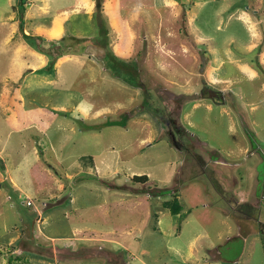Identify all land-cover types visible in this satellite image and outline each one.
<instances>
[{
  "label": "rangeland",
  "instance_id": "rangeland-1",
  "mask_svg": "<svg viewBox=\"0 0 264 264\" xmlns=\"http://www.w3.org/2000/svg\"><path fill=\"white\" fill-rule=\"evenodd\" d=\"M193 1L197 0H105L104 7L116 26L113 48L130 47L116 51L130 59L127 65L110 66L103 49L93 45L70 54L58 63L54 87L82 95L87 112L55 111L44 106L47 97L36 103L44 113L36 107L25 109V103L17 101L15 110L18 115L28 114V124L6 111L1 100L5 77L15 71L8 65L17 48L10 38L12 25L0 21V264H16L19 255V264H118L107 263L101 256L93 260L77 257L96 250L74 251L67 245L69 239L80 236L129 242V264H156L159 253L168 257L169 244L188 247L191 242L207 256L213 245L228 244L227 256L243 246L238 264H264V227L260 225L264 222V84L261 80L235 81V88L218 103L212 102L211 109L206 106L208 100L194 105L203 92L200 73L206 55L200 53L202 63L192 70L194 74L174 65L182 53L187 54L183 50L186 39L196 37L186 33L189 7L196 12V25L206 23L204 29L213 33L217 44L225 32L223 25L217 27V0H205L198 7L190 5ZM76 2L61 0L51 6L53 12L64 7L70 12ZM32 6L38 9L40 3ZM53 12L46 14L44 29ZM37 27L30 30L37 32ZM59 36L49 35L56 56ZM35 38L50 46L46 36ZM162 46L170 49L161 51ZM48 66L42 69L53 68ZM61 94L55 92L51 100ZM179 114L186 128L184 136L171 132L166 121L167 116ZM197 154L203 156L199 163L194 159ZM133 174H147L148 181L135 182ZM5 176H12L23 192H16L9 179L3 181ZM213 177L229 195L240 193L246 201L235 208L226 205ZM110 184L113 192L108 194ZM68 196L71 203L62 201ZM170 201L180 205L178 213L166 211L165 203ZM46 202L73 206L69 219L62 213L54 217L53 225L41 226L34 209H43ZM221 207L234 214L227 216ZM239 212L250 216L242 219ZM158 217L163 219L167 236L155 228ZM242 225L244 229L238 230ZM20 231V243L11 244ZM104 245L111 247L109 242ZM140 248L152 249V256L140 253ZM55 252L66 258L54 261L48 255Z\"/></svg>",
  "mask_w": 264,
  "mask_h": 264
},
{
  "label": "crops",
  "instance_id": "crops-1",
  "mask_svg": "<svg viewBox=\"0 0 264 264\" xmlns=\"http://www.w3.org/2000/svg\"><path fill=\"white\" fill-rule=\"evenodd\" d=\"M76 1V7L70 12L69 9L65 7L56 8L55 12H53V7L51 5H56L58 4V2H61V0H31L30 4L25 2V4L21 3V5L20 0H4L2 4L0 3V21H8L12 25L10 38H12L11 41H15V45L17 48L16 54L13 57L14 61L10 65H8L9 68H14L15 71L8 73L7 77H5L6 81L5 86L1 91V100L4 101V109L9 113L12 112L14 118H19L21 116L23 118V122H26L25 124L29 123L27 122L29 121L28 114L18 115L17 111L15 110L16 108H18L17 101L20 103L24 102L25 109L36 107L38 110H41L40 113H44V111H42L43 107L37 106L38 104L36 103H38L39 100L43 101L44 97H47L48 99L44 100V106H50L55 111L81 112L84 110V112H87V109L82 102V95L75 94L72 90H59V88L54 87L55 83L58 81V63L70 54L64 55L63 57H60L56 60L54 59L53 55L41 51L38 46L39 42L35 38V36L37 35H42L46 36L45 40L50 41L52 39L49 37V35L61 36L63 35L66 28H68L71 33H74V29H72L71 25L75 26V32L78 34H97L99 26L95 13V0ZM174 1L171 0V2ZM176 1L178 3V1L180 2L182 0ZM217 1L219 2V4H217L215 7V12L219 15V25L217 27L219 28L223 25V31L225 32L223 41L217 44L213 33H211V31H209L207 28L204 29V27L208 26L206 23L203 24L204 26L196 25V12H190L192 10V7H189V14L186 20L187 22L185 21V23H187V26L185 25L186 33H194L196 37L193 39H189L187 37V48H184L186 46L183 47V50L186 51L187 54L185 55L181 52L182 57H179L180 59L177 60L175 58L176 61H174V65H176L178 68H188L189 72L193 73L192 70L194 68H200V65L202 63L200 53H204L206 55L205 58H207V63L203 64L204 71L200 73L203 79L202 81H200V83H203V92L201 93L200 97L194 99V105L201 104L203 100H208L206 102V106L210 109L213 106L212 102L218 103L219 100H222V98H224L226 92H229L232 88H235V81H240L242 79L248 82L261 80L264 84V0ZM36 2H39L40 6L38 9H33L32 5ZM204 2L206 1L197 0L193 1V3H190V5L193 7H198ZM84 5L87 6L85 10L83 8ZM21 6H23L24 8L22 9ZM20 10H22L23 13H20ZM106 11L110 14V11ZM52 12L53 14L50 18V23H47V29H44L42 25L45 24V16L46 14L51 15ZM110 17L112 25L116 27L112 20L111 14ZM21 21L22 29L20 28ZM35 25L38 26L37 32H35L34 30H30V27H34ZM79 28H81L83 31L80 32ZM24 33L28 34L29 37H26ZM243 35H246V38H243ZM144 36H147V34H145ZM201 43L205 44L204 48L199 46ZM43 45L46 46L45 44ZM190 47L191 51H189ZM127 48L130 49V47L125 46L120 50ZM168 49L170 48L162 46L160 50L165 52L168 51ZM114 50L117 52L120 51L118 50V48H114ZM38 51L44 55L37 54ZM255 52L257 53V55H255V58H253L252 55ZM249 54L251 55V57L249 56ZM35 60H38V63H36ZM15 61H18L19 64H17ZM187 61L188 63H191L188 64ZM53 62L54 65L52 69H42L44 66L46 68L47 65ZM41 65L44 66L42 67ZM259 65H261L262 67L260 68ZM227 67H230L232 70L228 71ZM36 83H39L40 86H34V84ZM215 84H220L221 87L216 88L214 87ZM36 90H41V92L35 94ZM57 91L61 92L63 96L61 94L59 99L51 100V96L55 95V92ZM212 91L213 95H208ZM214 92H216L217 94H214ZM25 109L24 111H26ZM31 149L33 150V154L36 155L37 160L40 161V152L37 147L33 145ZM13 177L5 176L3 181L9 179L16 192H23L22 186L20 187V185ZM176 178H178L177 175ZM213 181L217 182L218 179L213 177ZM220 185L221 184L219 182V184L217 183L215 186L219 187V197H224L226 199V205H230L235 208L236 205H239V203L246 201V199L240 193L231 191V194L229 195L228 191L224 190ZM1 186L2 185L0 184V187ZM60 187L64 188V185L61 184ZM111 190H113L112 184L108 185V194L109 192H113H111ZM69 197L70 196H68V199L62 201H69L71 203L72 199ZM32 204L33 202L29 205ZM44 205L45 206L43 209H39L38 207L34 209L39 213L37 221L43 227H47L50 224L53 225V223L56 221L54 217H58L59 214L62 213L65 215L66 219H69V212H71L73 209V206L66 208L65 205H59L58 203L51 204L46 202ZM150 208L152 211L151 204ZM169 209H167L166 211L170 213L172 212L173 214V211H170ZM222 210L227 216L229 214H234V212L229 213L227 211V207L223 208ZM239 215L242 219L245 216H250L246 215L244 212H239ZM223 220L224 223H227V219ZM156 222V230H158L162 235L164 234L167 236L168 232L163 227V219L161 217H158ZM260 223L262 222L260 221ZM232 227L237 231L234 225H232ZM243 229V225L239 226L238 228V230L240 231H242ZM237 237L243 240L240 233L237 234ZM57 238L58 237L52 238V240L55 241L57 240ZM134 239L136 238L134 237ZM21 240L22 231H20L18 236L11 240V244H19ZM69 240V242L67 241V245L71 246L74 251L78 249H96L95 252H90L87 254L85 253L82 256H77L79 258L93 260L101 256L106 259L107 263L116 261L118 262V264H129V260H127L126 258L127 253L129 252V242L127 241L120 243L109 238L96 236H80L76 239ZM104 242H109L111 244V247H105ZM224 245V243L213 245L209 249L211 251L209 253L210 255L207 256L201 254L202 250L200 249L199 245H195L192 242L188 247H183L181 245H178L177 243H171L169 244V247H167L166 255L168 257H165L161 255V253H159V258L156 259V264H221V262L222 264H230L229 262L231 261H233L235 264H238L240 260L239 258L243 253V246L239 252L235 253L232 256H227L225 252L227 249H230V246H227L228 244H226L224 247ZM55 247L56 246H54V248ZM18 250H20L19 253L23 251L21 249ZM56 250L57 249H55V251ZM28 252L29 254L33 253V251ZM139 252L152 256L153 250L140 248ZM48 256H51L56 262L59 261V259L66 258H61V256L56 252L55 255ZM17 258L18 261L16 264H19V260H21L20 255ZM29 260L31 261V258H29Z\"/></svg>",
  "mask_w": 264,
  "mask_h": 264
},
{
  "label": "trees",
  "instance_id": "trees-1",
  "mask_svg": "<svg viewBox=\"0 0 264 264\" xmlns=\"http://www.w3.org/2000/svg\"><path fill=\"white\" fill-rule=\"evenodd\" d=\"M25 4L23 0H20V5ZM95 13L97 17L98 22V32L95 35H83L78 33H71L68 28L65 29L63 35H61L55 42L58 43V46H60L59 51L57 52L59 56L61 55H67V54H74V53H80L82 51H86L87 48L90 45L100 47L104 51V59L108 62L110 66H115L117 64H121L122 67L126 66L128 61L123 59L119 54L116 53L112 46L111 42V36L112 33L115 31L114 26L111 22V17L109 12L105 10L104 7V0H95ZM22 9L24 8L21 6ZM20 13H23L22 10H20ZM22 20V19H21ZM20 28L22 29V21L20 24ZM26 37H29L28 34L24 33ZM75 40V41H74ZM77 43L79 46L76 47ZM53 44V40L49 41V45L45 47L43 44L38 43L39 48L41 51H44L46 53H49L50 55L54 56V59L57 60L59 56L55 55L54 48L51 46ZM54 62L49 64L48 68L51 66L53 67ZM116 67V66H115ZM261 68L262 66L259 65ZM132 180L135 182H147L148 181V175L147 174H134L132 176ZM169 191V190H168ZM152 192V190H150ZM165 206L170 208L173 213H178L180 208V205L178 203H175L174 201L166 202Z\"/></svg>",
  "mask_w": 264,
  "mask_h": 264
},
{
  "label": "flooded vegetation",
  "instance_id": "flooded-vegetation-1",
  "mask_svg": "<svg viewBox=\"0 0 264 264\" xmlns=\"http://www.w3.org/2000/svg\"><path fill=\"white\" fill-rule=\"evenodd\" d=\"M210 91V90H209ZM210 94L211 95H213V91L212 92H210ZM214 94H217L216 92H214ZM174 103V102H173ZM175 107H177V104H175ZM180 109V108H179ZM180 111V110H179ZM171 112V111H170ZM168 118L166 119V121H167V123H168V126H169V129H170V131L171 132H173L174 131V133L176 134V135H182V136H184L186 133V128L182 125V123L179 121L180 120V114H179V116L177 115V116H167ZM169 131V132H170ZM171 134V133H170ZM173 142H175V140H172ZM174 144H176V143H174ZM203 158V156H201L200 154H197V155H195V157H194V159H195V161L196 162H201L202 159ZM263 223V222H262ZM262 223H260V225L262 224ZM263 226L262 227H264V223L262 224ZM263 232H264V229H263Z\"/></svg>",
  "mask_w": 264,
  "mask_h": 264
},
{
  "label": "built area",
  "instance_id": "built-area-1",
  "mask_svg": "<svg viewBox=\"0 0 264 264\" xmlns=\"http://www.w3.org/2000/svg\"><path fill=\"white\" fill-rule=\"evenodd\" d=\"M23 1L26 2V3H29V4H30V1H31V0H23ZM31 203H32L31 200H29V201H28V204H31Z\"/></svg>",
  "mask_w": 264,
  "mask_h": 264
},
{
  "label": "bare ground",
  "instance_id": "bare-ground-1",
  "mask_svg": "<svg viewBox=\"0 0 264 264\" xmlns=\"http://www.w3.org/2000/svg\"><path fill=\"white\" fill-rule=\"evenodd\" d=\"M112 5L109 4V7H111Z\"/></svg>",
  "mask_w": 264,
  "mask_h": 264
}]
</instances>
